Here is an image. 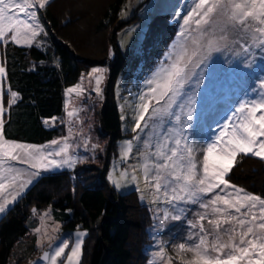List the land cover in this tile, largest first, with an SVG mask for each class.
Returning a JSON list of instances; mask_svg holds the SVG:
<instances>
[{
  "label": "rangeland",
  "instance_id": "374dc122",
  "mask_svg": "<svg viewBox=\"0 0 264 264\" xmlns=\"http://www.w3.org/2000/svg\"><path fill=\"white\" fill-rule=\"evenodd\" d=\"M108 1L49 0L50 3L47 4L58 20L57 27L52 31V36L67 42L77 54L100 56L103 48L105 52H102L104 55L102 63L87 66L80 72L75 82L63 87L61 116L58 118L53 116L44 120L45 125L57 124L60 126L63 130L62 135L34 144L45 146L46 150L54 152L67 143L69 154L76 159L75 164L65 165L55 170L40 171L39 174L62 169L70 171L81 163L95 164L100 168L106 166L104 177L109 186L116 193L123 194L122 198H126V202L130 205L137 206L138 202L149 211L150 223L146 227L149 241L144 247L147 254L145 264H177L172 257H180L179 255H183L186 257L185 259L191 261L194 258L193 253L178 247L184 239L171 234V232H185L188 237L191 232L198 233L201 224L211 231L212 226L209 225L208 220L215 217L209 210L208 216L200 221L199 214L205 210L199 208L198 205L184 201L167 203L163 192L156 193L154 189L146 186L142 167L144 163L151 162L148 153L156 150L155 142L169 122L173 127L168 130V134H176L174 127L176 122L174 118L165 113L163 116L157 117L155 123L149 121L143 131L138 130L139 135L133 132V127L140 111L138 93L142 90L146 91L143 81L164 60V53L169 51V45L174 40L178 43L182 42L176 33L181 30L183 16L192 9L194 0H123L116 20L105 29L96 31L94 23L98 20ZM156 12H167L169 18L175 22L176 31L155 62L145 69L139 57L140 44L146 23ZM39 23L44 29L40 18ZM49 38L48 34L42 33L33 44L39 47L48 45ZM246 40L247 45L251 48V51L247 53L239 47V44L231 42V39L228 42L221 41L219 51H212L210 55L205 52L204 63L201 68L195 70L197 76L188 86L187 95L183 99L178 98L177 105H173V108L181 114V119L187 121L181 127L185 129L184 136L188 138L189 147L204 145L212 136L213 131H216L217 125L222 124L226 117L231 116L241 101L259 98V94L264 93V86H262L264 85V48L259 47V42L253 40L251 36ZM3 43L4 41L0 40V67H3L1 54ZM113 43L125 56V61L112 85L120 135L110 145V135L100 127L99 111L108 89V63L114 56ZM17 45L27 44L21 42ZM92 68H102L104 71L89 76L88 73ZM3 74H0V107L4 108L1 103L2 93L6 89L3 85ZM97 76L100 77L99 85L96 83ZM97 87L99 93L96 91ZM12 99L9 93V101ZM189 99L192 101L191 116L185 115L183 107H178V105L186 106ZM233 122H236L235 117L229 121L230 124ZM134 137L137 138L134 139ZM5 140L16 141L6 138ZM52 140H56L57 145H51ZM145 141L150 143H145ZM127 142H131V144L128 145ZM183 143L182 141V146ZM127 148H130L131 151H127ZM194 156L198 169H202L203 149H197ZM56 159H60V157H56ZM151 159H155V157L152 156ZM4 163L5 167L11 165L22 170L24 173L22 178L25 183L28 180L32 182L39 175H32L38 170L30 167L31 162L19 163L5 158ZM133 175L136 176L135 180L132 179ZM26 188L21 190L22 193ZM226 190L231 194V188ZM12 195H15V191H6L0 194V203L4 198L11 200ZM211 195L205 197V200L211 198ZM122 201L124 203L125 199ZM177 203L180 208L184 209L181 220L171 218L173 204ZM12 204L7 205L6 209ZM135 215V208L129 207V217L135 219ZM189 221L195 223L197 227L192 229ZM30 223L32 226L28 232H32L34 235V249L28 255L29 263L25 264H50V261H45L40 257L42 251L51 252L53 249L49 246L58 244L63 239L74 244L80 233H86L85 229L80 227L62 230L60 223L52 217L49 207L33 210L30 215ZM110 229L114 230L113 227ZM129 231L136 232L132 227ZM165 232H169L168 236L164 235ZM25 238L20 242L27 243L28 238ZM81 238L83 239V237ZM67 251H70V247L66 249ZM61 260L63 264H66V256Z\"/></svg>",
  "mask_w": 264,
  "mask_h": 264
},
{
  "label": "snow or ice",
  "instance_id": "6c2138e0",
  "mask_svg": "<svg viewBox=\"0 0 264 264\" xmlns=\"http://www.w3.org/2000/svg\"><path fill=\"white\" fill-rule=\"evenodd\" d=\"M48 3L49 0H0V40L32 45L42 33L47 35L39 23L38 12ZM176 36L182 42L174 40L169 45L164 60L144 79L146 91L138 93L140 111L134 133L139 135L138 130L143 131L149 121L155 123L157 117L165 113L176 122V134H168L173 127L169 122L155 142L156 150L148 153L151 162L142 166L146 186L156 193L163 192L169 204L184 201L198 205L205 210L199 214L200 221L208 216L209 210L215 217L208 220L211 231L201 224L198 233H189L179 243L180 249L194 254L188 264H264V198L231 185L227 178L240 154L264 160V93H260L259 98L241 101L232 115L217 125L205 144L194 148L188 146L185 129L181 127L187 121L182 120L181 114L173 108L178 98L187 95L188 86L197 76L195 70L204 63V53L210 55L212 51H219L221 41L231 39L247 53L251 48L246 38L251 36L259 42V47L264 48V0H194V6L183 16L181 30ZM103 71L102 68H92L88 75ZM4 72L5 69L0 67V74ZM96 83H100L99 76ZM96 91L99 93L98 87ZM11 96L10 104L15 102L17 93L12 92ZM178 107H183L185 115L191 116V99L186 106ZM3 111L0 107V129L4 126ZM233 117L236 122L230 124ZM50 143L57 145L58 142L52 140ZM68 148L65 143L54 152L48 151L42 145L5 140L0 133V194L15 191L11 200L4 198L0 203V213H4L6 206L14 203L22 195L21 190L31 183V180L24 182L22 170L11 165L5 167V158L19 163L31 162L30 167L38 170L32 173L35 176L40 171L75 163L76 159L69 154ZM201 148L202 169H198L194 152ZM126 150L131 151L130 148ZM152 156L155 159H151ZM132 179L135 180L136 176L133 175ZM229 187L234 195L225 192ZM209 194H212L211 198L205 200ZM183 212L178 203L173 204L171 218L181 220ZM188 223L192 229L197 227L192 221ZM85 235L80 233L74 244L63 239L50 245L53 250L45 251L42 259L50 264H63L61 258L66 256V264H79L83 247L81 237ZM69 247L70 251L66 252Z\"/></svg>",
  "mask_w": 264,
  "mask_h": 264
},
{
  "label": "trees",
  "instance_id": "16d2710c",
  "mask_svg": "<svg viewBox=\"0 0 264 264\" xmlns=\"http://www.w3.org/2000/svg\"><path fill=\"white\" fill-rule=\"evenodd\" d=\"M122 2L109 0L94 23V30H103L116 20ZM38 16L50 36L48 45H17L8 40L1 49L6 89L1 98L4 126L0 133L6 139L28 144H39L62 135L60 126L45 125L44 120L61 116L63 87L75 82L87 66L102 63L105 52L103 48L100 56L77 54L67 42L52 36L58 20L50 7L46 5L39 10ZM175 31V22L167 12L152 14L140 44L139 57L145 69L155 62ZM112 47L114 56L108 63L107 76L109 91L105 92L99 111L100 127L110 135V145L120 135L112 85L125 61L115 43ZM12 92L17 96L10 104L9 93ZM105 171L106 166L100 168L95 164L81 163L70 171L62 169L40 173L0 215V264L29 263L28 255L34 249V235L28 232L32 226L30 215L42 207L50 208L52 217L60 223L62 230L85 229L79 264H145L149 211L141 203L137 202V206L127 203L126 198H122L123 194L116 193L109 186ZM227 178L231 185L264 198V160L240 154ZM225 192L230 194L228 190ZM230 195H234L233 190ZM122 199H125L124 203ZM129 207L135 208V219L129 217ZM131 227L136 232H130ZM168 233L164 235L168 236ZM171 234L184 240L187 238L185 232ZM25 237L28 238L27 243L20 242ZM179 256L172 257L177 264L190 261L183 255Z\"/></svg>",
  "mask_w": 264,
  "mask_h": 264
},
{
  "label": "water",
  "instance_id": "95a60500",
  "mask_svg": "<svg viewBox=\"0 0 264 264\" xmlns=\"http://www.w3.org/2000/svg\"><path fill=\"white\" fill-rule=\"evenodd\" d=\"M44 252H45V250H44V251H42V253H41V255H40V257H41V258L43 257V254H44Z\"/></svg>",
  "mask_w": 264,
  "mask_h": 264
}]
</instances>
